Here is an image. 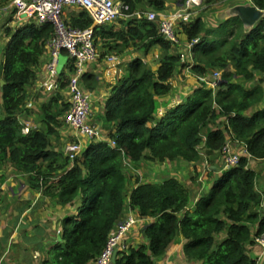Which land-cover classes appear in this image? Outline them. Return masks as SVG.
<instances>
[{"label": "trees", "instance_id": "16d2710c", "mask_svg": "<svg viewBox=\"0 0 264 264\" xmlns=\"http://www.w3.org/2000/svg\"><path fill=\"white\" fill-rule=\"evenodd\" d=\"M144 1L156 10L165 6L164 0H123L129 6L124 12H136ZM9 2L0 0V7ZM254 2L264 9V0ZM78 13L67 23L90 27L89 15L83 10ZM231 19L216 31L205 26L202 16L183 25L188 41L198 40L193 45V70L205 74L218 67L224 70L225 82L217 90L201 83L156 123L157 98L168 94L169 81L183 66L181 55L173 53L180 45L162 38L157 22L145 17L139 19V27H129L126 32L105 30L104 25L95 27L96 37L102 34L122 40L147 39V47L159 45L163 54L156 70L139 58L129 63V74L112 86L105 102L103 121L110 129L108 141L83 139V151L72 166L62 151V143L57 145L60 128L65 125L62 117L69 109V102L60 92L42 104L38 128L24 134L19 121L23 111L31 113L34 109H24L29 100L27 90L38 78L54 28L50 23L5 27L7 39L0 49V81H5L4 85L0 83L4 113L0 118V150L17 171L29 174L32 188H43L45 196L62 206H75L80 200L77 212L58 222L59 239L48 248L47 257L39 258L40 264H91L111 230L125 219L121 217L127 203L140 217L155 220L142 230L148 244H128L118 252L115 264H155L180 233L185 238L183 249L189 260L199 264H256L249 247L264 232V215L257 211L262 202V195L255 189L257 174L248 164L250 157L264 159V108L250 115L246 111L264 101V82L247 89L232 79L236 75L250 79L256 70L264 72V19L248 32L243 19ZM213 33L216 36L210 38ZM230 65L233 72L227 70ZM60 78V88L66 89L69 82L65 71ZM83 80L89 89L98 85L96 76L89 72ZM221 116L228 118L225 129L209 130L204 140L202 130ZM226 132L245 139L247 153L241 154L237 166L223 171L211 189L197 199L192 211L188 209L191 192L175 177L158 183L141 182L137 177V185L128 189L132 173L127 166L144 159L195 163L203 147L220 150L227 142ZM111 140H115V146ZM221 234L224 236L219 240Z\"/></svg>", "mask_w": 264, "mask_h": 264}, {"label": "crops", "instance_id": "0c3cea01", "mask_svg": "<svg viewBox=\"0 0 264 264\" xmlns=\"http://www.w3.org/2000/svg\"><path fill=\"white\" fill-rule=\"evenodd\" d=\"M115 1L123 2V0ZM164 2V9L156 10L144 1L139 4L136 15L132 17L122 15L114 23L103 26L105 30L111 29L113 31L126 32L129 27H139L140 23L138 21L141 17L139 18L138 14H144L149 11L157 13V22L166 16L177 19V29L182 32L181 36L179 35L181 43L173 53L181 55V64L183 66L176 69L174 76L169 81L171 90L168 94L157 98L158 106L154 114V123L165 112L182 103L201 83H204L210 89L217 90V86L225 82V79L222 78L224 70L218 67L210 69L205 74L193 70L192 66L195 64L193 43L190 44L184 34L183 25L197 16H202L207 28L217 29L225 21L237 16L245 21V31L248 32L254 24L249 23L245 19L243 12L248 6H256L254 0H202L199 5L191 7L186 6L182 0H164ZM1 9L2 7H0V21L3 18L6 19L4 15L8 14V12H4ZM188 14H191L190 20H186L180 16ZM133 19H136V21L133 22ZM209 37L212 38L213 36L210 35ZM96 40L100 57L97 61L87 66L86 73L89 72L95 75L98 80V85L93 89L95 97L91 115L96 116L98 114L99 118L97 121L94 119V124L103 129V135L106 141H108L107 137L110 129L105 127L103 118L105 102L110 95L112 86L129 74L128 65L134 59L139 58L149 68L156 70L160 66L163 49L159 45L147 47V43L149 42L147 39L134 40L127 37L125 40H122L103 37L100 34L96 37ZM113 53L119 57V64L114 67L107 62L105 57L107 54ZM45 59L46 57L43 56L42 63H44ZM42 69L43 66L39 71L36 82L27 90L29 94L28 101L33 102L34 109L31 110V113L23 111L19 117H31L34 121H36L35 115L39 114L41 117V106L49 98L48 95H45L38 88L42 77ZM64 70L66 72V69ZM216 70H219L221 73L219 79H215L213 75ZM227 70L233 72L234 68L230 65ZM260 81L264 82V72L258 70L254 72V76L250 79L237 75L232 79V82L239 83L247 89L256 86ZM83 85L88 88L84 80ZM68 92L67 88L60 91L67 101L69 99ZM262 108H264V101L254 105L250 110L246 111V114L250 115ZM24 109H26V106H24ZM40 117L37 119L39 123L42 122ZM227 123L228 118L224 116L212 121L201 132L204 140L209 130L216 128L225 129ZM226 136L229 143L239 150V152L242 149H246L247 141L245 139L230 135V132H226ZM70 138L71 130L65 124L60 128V142L57 145L62 143V148V145ZM200 153L201 158L195 163L186 162L181 159L165 162H154L144 159L137 165H129L127 166V171L131 172L132 176L128 183V189L131 190L137 185V177H139L141 182L149 183H158L175 177L189 188L191 192V204L188 209L192 211L197 199L211 189L215 180L224 171L223 154L220 150L214 151L203 147ZM249 159L248 166L257 174L255 189L262 195V202L257 206V211L262 216L264 215V159H253L251 157ZM196 168H198L197 171H195ZM16 171L15 167L6 159L5 152L0 150V264H40L41 251L45 252L47 250L48 252V248L59 239L56 233L58 222L67 215L75 214L80 200L77 201L75 206H62L55 199L42 195L40 192L42 190L41 187L32 188L29 174ZM129 214H135L139 218L137 225L129 233L126 243L132 247H137L143 243L148 244L142 230L145 225L153 222L155 218L140 217L138 211L131 209L127 203L125 212L121 218H126ZM257 227L258 223L253 227L254 232ZM222 236L224 235H219V240ZM184 243V236L181 233L178 234L169 250L163 256L157 258L155 264H199L200 261L189 260L186 257L183 249ZM36 254L39 255L35 257ZM249 254L256 260V264H264V252L259 245L253 244L250 246ZM11 257L15 258L11 259Z\"/></svg>", "mask_w": 264, "mask_h": 264}, {"label": "built area", "instance_id": "2783aa9c", "mask_svg": "<svg viewBox=\"0 0 264 264\" xmlns=\"http://www.w3.org/2000/svg\"><path fill=\"white\" fill-rule=\"evenodd\" d=\"M202 0H186V6L199 5ZM71 6L74 9L85 11L92 24L87 28H79L68 24L65 8ZM10 7L15 10L18 19L32 20L37 24L50 23L54 28L53 35L46 44L47 59L41 71L42 77L38 88L48 96L62 91L60 88L61 74L57 69L59 58L62 54L67 55L65 65L68 74L69 109L62 119L71 130V138L62 146V151L68 157L70 166L83 151V139H98L104 141L103 131L96 124L89 123L92 111L94 93L83 86L82 77L87 66L97 61L100 52L96 43L95 27L114 23L120 16L132 17L135 13H125L129 6L124 2L115 0H12ZM264 19V9H261ZM139 18L146 17L150 21L158 19L155 11L138 14ZM181 18L189 20L191 14L180 15ZM158 33L172 44H180L177 32V19L175 17H163L158 21ZM197 41V40H195ZM107 62L112 67L119 64L117 54H107ZM220 76L219 71L214 72L215 79ZM204 79V78H203ZM26 108H32L33 102L27 101ZM22 124V133L28 134L31 130L38 128L36 121L31 117H19ZM112 146L116 145L111 140ZM221 152L223 154V169L236 166L240 161V153L229 143L225 144ZM138 218L135 214H129L121 220L109 234L108 240L91 264H115L113 254L116 249L128 247L127 237L137 225ZM60 229L57 230L59 234ZM255 242L264 252V232L255 237Z\"/></svg>", "mask_w": 264, "mask_h": 264}, {"label": "rangeland", "instance_id": "374dc122", "mask_svg": "<svg viewBox=\"0 0 264 264\" xmlns=\"http://www.w3.org/2000/svg\"><path fill=\"white\" fill-rule=\"evenodd\" d=\"M65 11H66V15H65V19L67 20V19H70L71 17H76V16H78V12L80 11V9H74V8H72L71 6H68V7H66L65 8ZM12 14L13 13H10V11H8V14L6 13V15H4L5 17H6V19H2L1 21H0V47H2L3 48V45L6 43V39L7 38H5V27L6 26H10V27H16V26H18L20 23H22V24H26V23H29L30 21L29 20H25V21H20V22H18L15 18H13L12 17ZM15 16H16V14H15ZM11 17H12V24L9 22V19H11ZM230 20H232V19H230ZM10 23V24H9ZM224 23H226V21L224 22ZM224 25V24H223ZM230 28H232V27H230ZM215 31L216 30H218V28L217 29H214ZM177 32H178V35H180L181 36V34H182V32H180L179 31V29H177ZM212 36H216V34L215 33H213L212 34ZM1 97V96H0ZM4 115V113H3V109H2V106H1V102H0V118L2 117ZM39 114L38 115H35V120H36V124L37 125H40V123L37 121V119H39ZM98 118H99V116H98V114L95 116H93V115H91L90 116V118H89V123H91V124H94V119H95V121H97L98 120ZM99 122V121H98ZM126 169L128 170V167H126ZM17 172V171H16ZM42 190L40 191L41 192V194L42 195H44V193H43V188H41ZM78 201V200H77ZM48 248V247H47ZM21 253V252H20ZM47 250L44 252V251H41V254L42 255H47ZM39 254H36V256H38ZM48 255H49V253H48ZM15 257H11V259H14Z\"/></svg>", "mask_w": 264, "mask_h": 264}, {"label": "water", "instance_id": "95a60500", "mask_svg": "<svg viewBox=\"0 0 264 264\" xmlns=\"http://www.w3.org/2000/svg\"><path fill=\"white\" fill-rule=\"evenodd\" d=\"M243 13H244L245 19L251 24L257 23L262 17L261 10H259V8H257L256 6L246 7V9L244 10ZM66 61H67V56L61 55L59 58L58 66H57V69L59 71L62 70ZM0 83H1V85H4L5 81L1 80ZM242 152H244V151H242ZM118 252H119V249H116L114 254H113V261L114 262L116 261V257H117Z\"/></svg>", "mask_w": 264, "mask_h": 264}, {"label": "clouds", "instance_id": "9594fccd", "mask_svg": "<svg viewBox=\"0 0 264 264\" xmlns=\"http://www.w3.org/2000/svg\"><path fill=\"white\" fill-rule=\"evenodd\" d=\"M12 1V0H11ZM186 0H184V4L186 5V2H185ZM202 2V1H201ZM10 4H11V2H9L6 6H4V7H2V11H6V12H8V11H10V13H13L12 14V17L13 18H15L18 22H20V21H25L26 19H23V20H20V19H18L17 18V16H15V14H16V12H15V10H13L11 7H10ZM188 7H191V6H188ZM257 7V6H256ZM257 8H259V7H257ZM259 10H261V8H259ZM150 12V11H149ZM135 13V12H134ZM12 17H11V19H9V22L11 23L12 22ZM191 17V16H190ZM146 18V17H145ZM261 19H263L262 17H261ZM260 19V20H261ZM190 20V19H189ZM30 22L29 23H35L34 21H32V20H29ZM155 22H157V20H155ZM190 22V21H189ZM9 23V24H10ZM12 24V23H11ZM21 25H22V23H20ZM35 24H37V23H35ZM157 24H158V22H157ZM37 25H40V24H37ZM158 26V25H157ZM197 40V39H196ZM198 41V40H197ZM197 41H192V42H190V44H192L193 43V45L195 44V43H197ZM181 43V42H180ZM62 55H65V54H62ZM65 56H67V55H65ZM44 57H46V59H47V53H45L44 54ZM46 59L44 60V63L46 62ZM67 60H68V57H67ZM44 63H43V65H44ZM59 63V62H58ZM66 63H67V61L65 62V64H64V66H63V68H62V70L61 71H59L60 72V74H61V72H63V71H65L64 69L66 68L65 67V65H66ZM42 65V66H43ZM216 71H219V70H216ZM220 72V71H219ZM67 73V72H66ZM86 73V72H85ZM213 75H214V73H213ZM220 76H221V73H220ZM220 76H219V78H220ZM67 78H68V74H67ZM218 78V79H219ZM69 79V78H68ZM69 82V81H68ZM82 84H83V77H82ZM84 86V85H83ZM85 87V86H84ZM67 88V87H66ZM64 89V88H63ZM87 89H89V88H87ZM89 90H91L93 93H94V91L92 90V89H89ZM94 95H95V93H94ZM48 97H50V96H48ZM94 101V100H93ZM92 106H93V104H92ZM92 112V111H91ZM105 141V140H104ZM227 143H229V141L227 140V142H226V144ZM230 144V143H229ZM230 145H232V144H230ZM224 146V145H223ZM222 146V147H223ZM233 146V145H232ZM234 147V146H233ZM222 149V148H221ZM221 149H220V151H221ZM234 149L235 150H237L235 147H234ZM238 152H239V150H237ZM242 151H244V152H242ZM240 153V155L241 154H245V153H247V150L245 149V150H241V152H239ZM240 158H241V156H240ZM237 166V165H236ZM235 167V166H234ZM233 168V167H232ZM225 170V169H224ZM35 257H37L36 255H35Z\"/></svg>", "mask_w": 264, "mask_h": 264}]
</instances>
